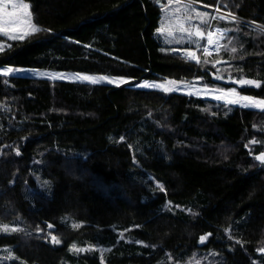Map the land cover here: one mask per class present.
Segmentation results:
<instances>
[{
  "label": "trees",
  "instance_id": "obj_1",
  "mask_svg": "<svg viewBox=\"0 0 264 264\" xmlns=\"http://www.w3.org/2000/svg\"><path fill=\"white\" fill-rule=\"evenodd\" d=\"M26 1L41 31L0 35V68L129 83L0 75V264H264V111L137 87L186 80L264 99V0H185L207 14L194 13L204 35L226 31L207 56L163 42L169 0ZM185 48L201 64L172 51Z\"/></svg>",
  "mask_w": 264,
  "mask_h": 264
},
{
  "label": "snow or ice",
  "instance_id": "obj_2",
  "mask_svg": "<svg viewBox=\"0 0 264 264\" xmlns=\"http://www.w3.org/2000/svg\"><path fill=\"white\" fill-rule=\"evenodd\" d=\"M10 0H0V19L4 18V17H10L12 15H14V13H8L5 12V7L7 6V3H9ZM171 2V0H170ZM176 3L179 4L180 0H176ZM23 9L27 10L29 8L28 4H22L20 5ZM217 11H219V9H217ZM176 12L180 13L182 12L183 15L182 16H175L174 18L172 17V14H169V17H166L164 19V21L162 22V26L160 28L157 29V31L161 34H166L168 37H170V39H166L165 43L166 44H176V45H182L184 43H187L188 45H194L197 49H202L203 53L205 54V56H207L209 54V47H205L204 45H202L200 43V40L202 38H204V29H201L199 27H195L191 24V18H192V13L195 12V9L192 8V4L191 2L186 3L181 5V7L176 8ZM27 18L29 21L32 20V16L31 14H28L26 12ZM196 17L200 18V23L201 24H207L208 20H207V14L206 13H202V12H195ZM228 15L231 17L232 20H235L236 17L234 15H232L231 13H228ZM225 17L221 16L219 17V19L223 20ZM213 19H216V17H213ZM185 22H187V26L185 25ZM172 23H178V27L176 28V31H178L179 33H181L180 37H176L173 35V32L171 30H169V25ZM41 31V29L37 26H35L34 24L31 27V32L35 33V32H39ZM44 31H47L46 29ZM0 33H4L5 35H7V31L4 27H0ZM213 36L214 33L213 32H208L207 33V44L209 46H212L213 44H217L219 43V41H214L213 40ZM186 37V39H185ZM193 37H196V39H194ZM24 36H13V35H9L8 39L10 40H15V39H23ZM220 38H223V33L220 34ZM225 48H227V45L224 46ZM3 50V45H0V51ZM173 51H175V49H173ZM237 51V49L235 47H233L231 49V52L235 53ZM182 59L191 62V61H195L196 64H201L200 59L197 57V54L195 51L192 50H186L184 51L183 55H182ZM204 64H207L208 61L204 60L203 61ZM216 63H219V61H216ZM213 67H215V64H213ZM21 71V69L16 68L15 70L12 67H9L7 69H4L2 72H0V75H3L5 77H8L9 74H13L15 75L16 73H19ZM36 75L39 76H48L53 80L56 79H61V78H66V79H72V80H78L81 82L87 81L91 84H98V83H102V82H106L107 84H112L115 85L116 87H120L121 84H127L129 83V81L127 79H117V78H109L107 76L104 75H100L98 77L96 76H88V75H80V74H75L73 76H64V74L61 73H35ZM221 77L220 75H217L215 77V79L219 80ZM234 83H238L241 86H253L255 88H260L261 84L260 82L254 80V79H246L243 76H241L238 80L233 81ZM137 87L140 88H158L163 90L166 93H171V92H176L179 91L181 89L185 90V94L192 96V95H199L200 94V89H196L195 91H192L191 89L195 88V85L187 82V81H176V80H166L164 84H154V83H149V82H144L140 85H137ZM204 91L207 92H211L213 93V95L211 96L212 99L216 100V101H223L226 105H238L239 107L242 108H256V109H260L262 111H264V99H255L253 98V96L251 95H241L239 94V91L237 88H231L229 90H224L222 88H212V89H208L207 86H205ZM207 110V109H205ZM123 139V138H121ZM250 143H256L255 140L250 141ZM21 153L19 150H16V155L19 156ZM255 160L259 161L261 165H264V153L260 154V155H256L255 156ZM157 187L160 189V191H164V188L161 185H157ZM74 228H79L80 225L78 224H74L73 225ZM48 229H52L53 225L51 223H49L47 225ZM3 231L7 232L9 231L7 226H4ZM11 231L15 232L17 231L16 228H12ZM41 231V229L39 227H37V233H39ZM211 235V234H208ZM208 235H202L200 237V243H204L207 239H208ZM51 239V243L58 245L61 243L60 239L58 238V236L56 235H51L50 237ZM237 243H239V241H237ZM73 250L77 251V252H83V251H87L89 249H82V248H76L75 245H73ZM261 251H264V249H262Z\"/></svg>",
  "mask_w": 264,
  "mask_h": 264
},
{
  "label": "rangeland",
  "instance_id": "obj_3",
  "mask_svg": "<svg viewBox=\"0 0 264 264\" xmlns=\"http://www.w3.org/2000/svg\"><path fill=\"white\" fill-rule=\"evenodd\" d=\"M183 1H184V3L185 2L188 3V1L180 0V2H183ZM22 4H28L29 5V3L26 0H10V2L7 3V6L5 7V12L14 13V15H12L10 17H4V18L0 19V27H4L6 29V31H7V35H5L4 33H0V35H2L3 37L8 39L9 35H13V36H24V38H25L29 33H31V27H32V25L34 23H33L32 20L29 21L28 18H27V15H26V12L28 14H31V10H30V7L27 10L23 9L20 6ZM193 5L194 6H199V5L195 4V3ZM178 7L179 6L176 3V0H171L170 5L167 6V7H164L162 18H161L160 27L162 26V22L164 21V19L166 17H169L170 13L172 14V17H170V19L174 18L175 16H182L183 15L182 12H180V13L176 12V8H178ZM195 12H197V11L195 10ZM195 12L192 13V18H191L190 22H191V24L193 26L198 27L195 24V22H194V19H195L194 13ZM213 12L215 14H220V12L217 11V10H213ZM226 16L230 17L229 15H226ZM185 25L187 26V22H185ZM177 27H178V23H172V24L169 25V30H171L173 32L174 36L180 37L181 33L176 31ZM208 32H213L216 35V37H217L216 41L217 40L219 41L218 45L216 44V46L214 48L207 44V38L206 37H207V33ZM207 33H205V35H204L205 41H204L203 45L205 47H209V53L218 52L219 51V47L221 46V41L224 39V35H225L226 31L223 30V29H220L218 27H213V28L209 29L207 31ZM221 33H223V38L222 39L220 38V34ZM158 34L163 39V42H165L166 39H170V37H168L166 34H161L159 32H158ZM193 38L196 39V37H193ZM185 39H186V37H185ZM0 45H3V49H4V48H6L8 46V43H7L6 40H0ZM182 50H183V53L186 50H192V51L196 52V50H193L191 48H185V49H182ZM9 67H12L14 70L16 68L21 69V71L19 73H16L14 76H23V77H35V78L51 79L48 76H39V75H36L35 73H61V74H64V76H73L75 74H80V75H88V76H96V77L102 75V74H92V73H86V72H80V71L50 70V69H43V68H29V67H15V66H4V67L0 68V72H2L4 69H7ZM9 75H13V74H9ZM104 76H107L109 78H117V79L121 78V77L109 76V75H104ZM122 79H125V78H122ZM51 80H53V79H51ZM56 80L81 82V81H78V80H72V79H66V78H61V79H56ZM166 80H169V79H166ZM166 80L161 79V80H154V81H142L138 85H140V84H142L144 82H149V83H154V84H164ZM183 81H186V80H183ZM84 82H87V81H84ZM187 82H190V83L195 85V88L191 89L192 91H195L196 89H200L201 90L199 95H192V96L212 99L211 96L213 95V93H211V92H207L206 93L204 91L205 86H203V85H201V84H199L197 82H194V81H187ZM87 83H89V82H87ZM98 84L112 85V84H107L106 82H102V83H98ZM112 86H115V85H112ZM207 88L208 89H212V87H208V86H207ZM213 88H218V87H213ZM224 90L227 91L229 89H224ZM176 92H180V93L185 94V90H183V89H181L179 91H176ZM253 98H255V97H253ZM255 99H260V98H255ZM218 102H223V101H218ZM251 109H256V108H251ZM257 110H260V109H257Z\"/></svg>",
  "mask_w": 264,
  "mask_h": 264
},
{
  "label": "water",
  "instance_id": "obj_4",
  "mask_svg": "<svg viewBox=\"0 0 264 264\" xmlns=\"http://www.w3.org/2000/svg\"><path fill=\"white\" fill-rule=\"evenodd\" d=\"M173 51V50H172ZM174 53H180V54H183V50L181 49H175V51H173Z\"/></svg>",
  "mask_w": 264,
  "mask_h": 264
},
{
  "label": "bare ground",
  "instance_id": "obj_5",
  "mask_svg": "<svg viewBox=\"0 0 264 264\" xmlns=\"http://www.w3.org/2000/svg\"><path fill=\"white\" fill-rule=\"evenodd\" d=\"M216 39H217V37H216V35L214 34V36H213V40L216 41ZM215 46H216V44H213L211 47L214 48Z\"/></svg>",
  "mask_w": 264,
  "mask_h": 264
}]
</instances>
